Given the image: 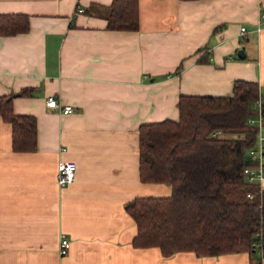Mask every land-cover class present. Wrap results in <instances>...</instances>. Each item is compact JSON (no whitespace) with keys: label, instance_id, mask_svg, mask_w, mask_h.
Listing matches in <instances>:
<instances>
[{"label":"crops","instance_id":"0c3cea01","mask_svg":"<svg viewBox=\"0 0 264 264\" xmlns=\"http://www.w3.org/2000/svg\"><path fill=\"white\" fill-rule=\"evenodd\" d=\"M111 1L0 0V13L29 16L26 32L0 36V94L37 122L35 150L16 152L0 116V264H264L258 249L135 247L124 208L170 194L139 180V124L176 119L180 94L228 95L238 78L264 100V0H137V29L107 27ZM203 52L209 60L197 62ZM23 88L30 94L17 95ZM49 96L73 111L47 107ZM64 159L77 168L59 187Z\"/></svg>","mask_w":264,"mask_h":264},{"label":"trees","instance_id":"16d2710c","mask_svg":"<svg viewBox=\"0 0 264 264\" xmlns=\"http://www.w3.org/2000/svg\"><path fill=\"white\" fill-rule=\"evenodd\" d=\"M107 27L137 29V0H112ZM28 29L27 14L0 13V36ZM205 57L203 52L197 62H207ZM257 88L255 81L238 78L228 95L180 94L176 119L139 124V180L168 185L170 194L135 196L125 203L136 225L133 246H155L163 255H215L252 252L257 249L253 242L264 243V188L246 181L243 172L249 163L246 149L256 139L246 120L253 114L250 104ZM13 96L0 94V116L11 127V150L33 151L36 117L14 113ZM217 129L222 133L213 136Z\"/></svg>","mask_w":264,"mask_h":264},{"label":"built area","instance_id":"2783aa9c","mask_svg":"<svg viewBox=\"0 0 264 264\" xmlns=\"http://www.w3.org/2000/svg\"><path fill=\"white\" fill-rule=\"evenodd\" d=\"M264 20V12L259 17V22ZM245 29L241 27V31ZM47 107L52 109H59L64 113L73 111V107L70 104H62L56 96H49L45 101ZM255 113L247 117V123L255 128V142L246 149V155L249 163L244 165L243 172L245 179L248 182L257 181L259 186L264 181V100L258 95V98L254 101ZM221 129L215 130L212 135L216 136L221 134ZM77 163L72 159H64L59 161L56 181L59 187H64L73 182L75 178V171ZM251 198V195H248ZM257 247L261 257H264V243L255 241L253 242ZM70 247V240L65 234H61L59 239V253L64 255L67 253Z\"/></svg>","mask_w":264,"mask_h":264},{"label":"water","instance_id":"95a60500","mask_svg":"<svg viewBox=\"0 0 264 264\" xmlns=\"http://www.w3.org/2000/svg\"><path fill=\"white\" fill-rule=\"evenodd\" d=\"M239 53H240V51H239Z\"/></svg>","mask_w":264,"mask_h":264},{"label":"rangeland","instance_id":"374dc122","mask_svg":"<svg viewBox=\"0 0 264 264\" xmlns=\"http://www.w3.org/2000/svg\"><path fill=\"white\" fill-rule=\"evenodd\" d=\"M180 65V64H179Z\"/></svg>","mask_w":264,"mask_h":264}]
</instances>
